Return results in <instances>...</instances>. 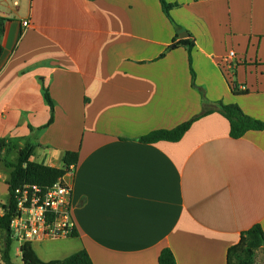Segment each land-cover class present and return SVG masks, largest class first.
<instances>
[{"label": "crops", "instance_id": "obj_1", "mask_svg": "<svg viewBox=\"0 0 264 264\" xmlns=\"http://www.w3.org/2000/svg\"><path fill=\"white\" fill-rule=\"evenodd\" d=\"M165 1L174 23L159 0H0V207L21 149L55 168L78 153L65 179L94 264H158L166 248L227 264L243 232L264 231V131L233 139L219 113L264 122V0ZM210 110L178 142H140Z\"/></svg>", "mask_w": 264, "mask_h": 264}, {"label": "trees", "instance_id": "obj_2", "mask_svg": "<svg viewBox=\"0 0 264 264\" xmlns=\"http://www.w3.org/2000/svg\"><path fill=\"white\" fill-rule=\"evenodd\" d=\"M161 2L163 11L166 16L174 23L171 17V10L179 7V4H171L165 0H159ZM3 19L0 18V24L2 25ZM176 48L184 46L189 53V61L191 67V74L193 82L195 79V72L192 68V49L195 47L194 39H184L179 42L176 40L173 42ZM170 49V48H168ZM165 53L161 55L164 57ZM232 83V90L237 93V88ZM247 94V91H243ZM45 99L51 108V117L48 125L54 121L55 104L50 94L46 90ZM213 111H206L204 114L194 117L192 120L180 124L171 130H157L140 139L141 143L151 144L158 142H178L189 131L192 124L201 117L211 114ZM219 113L225 117L230 124V136L233 139L242 138L249 131H264V122L255 120L247 116L243 110L236 104L226 105L220 103ZM2 143V141H0ZM19 157L16 163L9 164L12 168V173L8 181L9 186V202L5 215L0 219V235L3 236L5 242V250L3 254V261L5 264H13L11 253L14 241L11 233V222L16 216L15 202L13 199V193L19 186L23 184L37 185L43 190H47L54 186L62 177H64L71 166H76L78 163V153L67 152L64 157V165L62 168L50 167L44 164H39L31 161V157L34 154V147L32 145L26 146L19 151ZM77 232L72 237H76ZM264 249V231L260 224L255 225L251 229L242 233L238 244L229 248L227 252V264H257L256 254L260 249ZM21 259L23 264H94L93 260L87 250L83 249L79 252L71 254L70 256L62 260H53L45 262L39 258L33 248L32 243H26L22 247ZM176 259L173 252L166 248L159 256L158 264H176Z\"/></svg>", "mask_w": 264, "mask_h": 264}, {"label": "built area", "instance_id": "obj_3", "mask_svg": "<svg viewBox=\"0 0 264 264\" xmlns=\"http://www.w3.org/2000/svg\"><path fill=\"white\" fill-rule=\"evenodd\" d=\"M24 26L28 27L29 22H24ZM234 56L232 52L225 63L231 65L230 59ZM75 170L76 166H71L68 173L46 191L29 183L16 188L13 193L16 216L10 229L13 241L18 243V255H22V247L26 243L75 235L76 223L72 214L73 185L65 179L66 176L73 175ZM5 207H0V219L7 211Z\"/></svg>", "mask_w": 264, "mask_h": 264}, {"label": "rangeland", "instance_id": "obj_4", "mask_svg": "<svg viewBox=\"0 0 264 264\" xmlns=\"http://www.w3.org/2000/svg\"><path fill=\"white\" fill-rule=\"evenodd\" d=\"M8 197H1V201L5 204L8 203ZM18 243L14 241L11 258L13 264H23L21 255L16 253ZM33 248L40 259L45 262L53 260H62L71 254H74L80 251V244L77 238H63V239H48L44 242H34ZM5 250V242L2 235H0V264H5L2 257ZM263 250V249H262ZM264 251V250H263ZM263 252L256 254L258 258Z\"/></svg>", "mask_w": 264, "mask_h": 264}, {"label": "water", "instance_id": "obj_5", "mask_svg": "<svg viewBox=\"0 0 264 264\" xmlns=\"http://www.w3.org/2000/svg\"><path fill=\"white\" fill-rule=\"evenodd\" d=\"M185 37H189V35L187 33H182L181 38H185Z\"/></svg>", "mask_w": 264, "mask_h": 264}]
</instances>
